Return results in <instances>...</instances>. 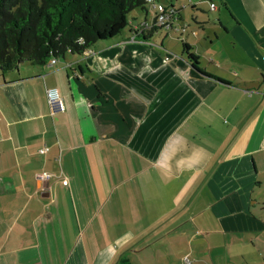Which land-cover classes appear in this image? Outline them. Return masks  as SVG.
Here are the masks:
<instances>
[{
  "label": "crops",
  "instance_id": "1",
  "mask_svg": "<svg viewBox=\"0 0 264 264\" xmlns=\"http://www.w3.org/2000/svg\"><path fill=\"white\" fill-rule=\"evenodd\" d=\"M220 1L208 6L216 21L191 29L178 9L165 29L184 45L195 38L211 77L185 54H156L159 30L96 46L115 57L67 53L0 74V264H144L140 249L168 253L165 239L192 225L208 239L186 242L189 254L264 264V0ZM49 87L65 111L51 107ZM66 203L71 215L55 210ZM172 214L194 217L172 228Z\"/></svg>",
  "mask_w": 264,
  "mask_h": 264
},
{
  "label": "trees",
  "instance_id": "2",
  "mask_svg": "<svg viewBox=\"0 0 264 264\" xmlns=\"http://www.w3.org/2000/svg\"><path fill=\"white\" fill-rule=\"evenodd\" d=\"M154 2L174 9L177 17L178 8L172 0H0V74L23 63L47 65L52 58L67 53L88 55L97 44L113 39L129 24L133 34L135 25L147 23L137 39L148 40L164 29L157 25ZM224 4L221 0L220 5ZM150 9L154 11L151 24L146 18L135 19L139 12L131 19L135 11L148 13ZM184 49L188 63L211 77L198 67L199 57L191 46L185 44Z\"/></svg>",
  "mask_w": 264,
  "mask_h": 264
},
{
  "label": "rangeland",
  "instance_id": "3",
  "mask_svg": "<svg viewBox=\"0 0 264 264\" xmlns=\"http://www.w3.org/2000/svg\"><path fill=\"white\" fill-rule=\"evenodd\" d=\"M169 1L170 0H164V2H169ZM172 1L175 2L178 9H180L181 11L182 10L184 11V17L186 19V23L190 26V28L193 27L192 24H194L195 20L199 21V20H202V18L205 20L209 19L211 21H216L215 18H217L218 13L208 11V6H209L208 0H202V1H204V3L200 4L198 6V8H196L195 11L191 10L192 7L190 4L192 1H195V2L198 1L199 2V0H172ZM182 6H184V7H182ZM142 11L143 10H138V11H135L134 13H132L131 19L133 16H135L136 12L141 13V14L136 16V18H140V16L143 15ZM153 13H154L153 9H150V12L148 15V22H150V24L152 23ZM193 13H196V14H193ZM143 19H144V16H143L142 20ZM130 29H131V26L129 24L125 27V29L123 30V33H129L130 34ZM170 31H171V29H170ZM132 35L133 34L131 33L130 36H132ZM183 35L184 34L181 31H177V32L172 31L170 34H168L167 30L161 29L155 34L154 40H155V42H159V43L162 42V45L165 48H163V46L161 47V46H159V44H157L158 47L153 48L152 50L156 54L159 53V51H160L161 53L167 54L170 57H174L173 56L174 54H177V57H182V55L185 54V57H187L186 50L184 49V43H183L184 41H180V38ZM120 36H121V34H119L117 37H120ZM194 39L195 38H192V36H191L190 40H189V42L191 44H193L192 45L193 47H191V51H192V48L196 49V46L194 45ZM106 41H109V40H106ZM224 43H227L226 38H224ZM199 44L202 46V47H200L199 53L204 52V50H202V48H204V47L208 49L207 43L203 39L200 40ZM96 46H98V44ZM96 46L88 54V56H84V55L78 56V54L77 55L76 54H74V55L68 54L67 57L68 56H71V57H115V55L118 53V51H115V50H112V52L110 50H106L104 53L103 52H97ZM149 46H151V45H149ZM167 47H168L169 51L165 50V49H167ZM159 48H161V50ZM201 55H202L201 57H205V55H203V53ZM209 56L212 57L210 54H208L206 57H209ZM137 57H147V55L141 53V54H137ZM200 60H201V65L206 64V66H208V58L205 59L206 62L204 61L203 58H201ZM189 68H190V66H189ZM44 179H47V178H44ZM59 194H60V197H65V194H66L65 188H60ZM166 207L167 206H165V208ZM160 208L162 209V207H160ZM55 210H58L59 213H64L67 215H71V213H72V207L69 203H66L63 206L55 207ZM178 215L179 214L175 215L173 218H172L173 214L166 217V219H169L168 224L171 223L170 227L173 228V227L179 225L180 220H183L182 224H184V225L189 224L190 220L194 217V215H188V217H187L185 214V216H181L178 218ZM58 216H59V218L56 219V225L58 227V230L59 229L64 230L65 229L64 225H66V223L63 221L62 218H60V215H58ZM155 216H157L156 213H155ZM171 218H172V221H171ZM192 227H193V230L188 229V231L182 232L178 239H174L172 241L165 239V244L167 247H169L168 253H161V252L160 253H153L151 251H146V249H144L145 247L144 248L141 247L143 250L138 248V249H140V251H138L136 253L137 254L136 257L141 258V263H144V264H185V262H184L185 258H189L191 260L192 264H213V262L216 263V261H217V259H216L217 252L216 251H215V253L210 255V250H208L207 253L205 254V256L201 257L195 253L189 254V252H190L189 249L186 250V246H187L186 242H188V241L191 242V241H195V240L198 241L199 239H201V242H202L203 240L205 241L208 239L206 234H205V231H203L200 234L194 225H192ZM155 239H156L155 237L154 238L151 237L149 240L152 242ZM57 240H58L60 245H62L64 242H68L67 244L69 246L72 239L59 238ZM149 247H151V246H149ZM58 248H59L60 253L62 255L61 257H63V247L59 246ZM220 252H223V250Z\"/></svg>",
  "mask_w": 264,
  "mask_h": 264
},
{
  "label": "built area",
  "instance_id": "4",
  "mask_svg": "<svg viewBox=\"0 0 264 264\" xmlns=\"http://www.w3.org/2000/svg\"><path fill=\"white\" fill-rule=\"evenodd\" d=\"M210 9L211 10H216L217 5L214 2L209 3ZM152 8L155 9L157 13V25L163 27L164 29H171L173 26V19H178L175 15L176 11L174 9L168 8L166 5L162 3H152ZM148 26L147 23H142L134 26L135 32L132 35V39H137V35L141 32V28ZM176 30H186V25H183V27H176ZM196 34V32H195ZM57 61L56 58H52L50 60L51 64H54ZM47 98L48 101L51 105V107L54 109L56 112H63L65 111V104L63 102L62 96L59 92V90L56 87H49L46 90ZM48 150V148L40 149V152H44ZM50 174L48 173H39L36 174L37 178H49ZM64 183H67V181H64ZM185 264H192L191 260L189 258H185Z\"/></svg>",
  "mask_w": 264,
  "mask_h": 264
}]
</instances>
